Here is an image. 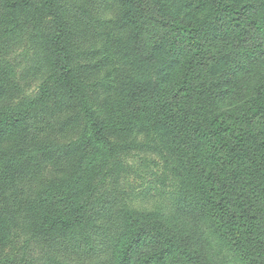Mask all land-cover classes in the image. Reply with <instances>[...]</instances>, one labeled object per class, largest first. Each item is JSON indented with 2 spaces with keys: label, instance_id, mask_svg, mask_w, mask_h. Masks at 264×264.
Here are the masks:
<instances>
[{
  "label": "rangeland",
  "instance_id": "rangeland-1",
  "mask_svg": "<svg viewBox=\"0 0 264 264\" xmlns=\"http://www.w3.org/2000/svg\"><path fill=\"white\" fill-rule=\"evenodd\" d=\"M5 1L0 264H264V0Z\"/></svg>",
  "mask_w": 264,
  "mask_h": 264
},
{
  "label": "trees",
  "instance_id": "trees-1",
  "mask_svg": "<svg viewBox=\"0 0 264 264\" xmlns=\"http://www.w3.org/2000/svg\"><path fill=\"white\" fill-rule=\"evenodd\" d=\"M45 2L47 3V6L49 8L53 7L52 0H48ZM5 4L7 5V7ZM4 5H5L4 11L7 14L13 12L15 9L18 8L17 7L18 6L17 1L13 2L12 0H6ZM184 28H186V27H184ZM183 32H184V29H179V31H178L179 34H182ZM176 37H177V39L180 40V37L178 35H176ZM175 43H177V41H175ZM173 63H174V61H173ZM83 110H84V116L86 119L84 137L88 141H91L93 139L92 142H95L97 144H101V146H103L104 141H102L101 135L99 134L100 131H98L99 125H98L97 117L92 112H90L87 107H84ZM19 120H20V115H18V114H8L6 112H0V125H2V126L7 127V126L14 125ZM98 136H100V137H98ZM89 198H90V196L87 197L82 204H79L73 208V211L69 216L70 217L69 220L62 221V223L59 222V224L65 226V228H69V227L74 226L76 223H78V221L80 220V213L84 208L87 207V203L89 202ZM54 224H57V223H52L51 225H54ZM100 229H102V231L107 233V234H102V235L98 236L100 232H97L96 235L93 233V234H91V237H89V239L86 240L83 244H74V247L79 246L80 249H83L84 252H86L88 254L86 257L76 256L78 261L75 264H98V261H94L91 259L93 256V251L95 250V243L97 244V246L101 245V246H103V248H105V251L107 253L103 254L104 257H109L110 254L117 252V251L113 252V249H112L113 245L111 247H109V246L106 247L107 245L104 246V243H103V241H106V239H108L109 236L113 237L112 235L114 232H112V235H111V230L107 231V228L104 229L102 227H97V231ZM242 235H245L244 231L242 232L241 236ZM114 240L117 241V240H119V238L114 237ZM94 241H95V243H94ZM73 243L74 242L71 239L69 241L63 240L59 243V245L58 244L57 245H58L59 249H62L65 246L73 245ZM84 244H85V246H83ZM118 251H119V247H118ZM103 252L101 250V253H103ZM81 254H83V252H81ZM72 256H74V255H72ZM65 259L66 258L55 260L51 257L49 263H51V264H70L69 261H67Z\"/></svg>",
  "mask_w": 264,
  "mask_h": 264
}]
</instances>
